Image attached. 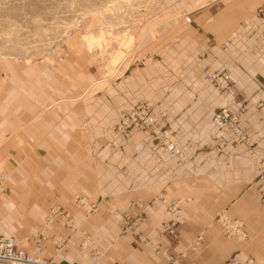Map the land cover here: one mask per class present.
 Instances as JSON below:
<instances>
[{
  "label": "crops",
  "instance_id": "crops-1",
  "mask_svg": "<svg viewBox=\"0 0 264 264\" xmlns=\"http://www.w3.org/2000/svg\"><path fill=\"white\" fill-rule=\"evenodd\" d=\"M199 1H153L149 24L133 33L140 39L133 62L120 76H105L110 81L96 93L49 101L46 70L0 76V169L23 162L46 197L25 196L24 205L18 193L3 197L0 220L11 226L3 206L13 201L18 206L8 211L20 207L25 221L55 200L63 203L75 227L56 221L42 236L49 251L53 236L70 238L54 255L57 263L169 264L170 256L183 264H227L232 257L264 264V169L251 153H264V0ZM213 71L230 74V90L205 80ZM139 104L172 133L181 157L147 129L113 131ZM224 106L243 107L247 141L218 151L226 135L212 115ZM79 195L98 203L95 214L73 202ZM131 203L142 204L144 217L134 231H123V214L141 210ZM173 205L178 214L168 213ZM220 212L243 220L247 238L226 236ZM33 237L22 246L30 252Z\"/></svg>",
  "mask_w": 264,
  "mask_h": 264
},
{
  "label": "rangeland",
  "instance_id": "rangeland-1",
  "mask_svg": "<svg viewBox=\"0 0 264 264\" xmlns=\"http://www.w3.org/2000/svg\"><path fill=\"white\" fill-rule=\"evenodd\" d=\"M153 1L155 0H0V76L7 78L21 73L39 77L40 71L46 70L49 101L58 94L81 95L88 90L96 93L110 81L105 76L112 73L111 79H114L133 62L135 48L140 40L137 41L133 33L139 26L144 28L149 24L147 17L151 15ZM140 105L151 112L145 104L136 105L129 111ZM256 162L258 163L257 160ZM5 163L0 174L7 172L9 177L0 199L18 193L16 197L22 199L23 205L25 196L33 198L37 195L45 201L40 181L34 179L31 172H24L23 162H17L14 164L15 168L11 169ZM80 197L89 199L88 196L79 195L73 200L76 205V199ZM13 202L11 207L5 205L3 209L8 212L5 214L6 222L14 229L0 220V238L19 241L20 248L35 259L40 257L42 248L41 252L45 253L50 263L59 264L53 257L66 249L70 238L60 234L53 236L54 251H49L42 246V236L47 233V226L56 221L74 228V222V226H69L65 219L57 218L58 209L73 218L71 212L67 211L63 203L55 200L48 205L47 211H37L39 217L25 221V212L20 207V211H8V208L18 206ZM84 211L87 215L97 212ZM32 235L35 251L30 252L22 246Z\"/></svg>",
  "mask_w": 264,
  "mask_h": 264
},
{
  "label": "built area",
  "instance_id": "built-area-1",
  "mask_svg": "<svg viewBox=\"0 0 264 264\" xmlns=\"http://www.w3.org/2000/svg\"><path fill=\"white\" fill-rule=\"evenodd\" d=\"M262 12V9L260 10ZM187 22H191L192 19L189 15L185 16ZM205 79L209 84L215 86L220 91L226 92L230 90L232 86L231 76L227 71H213L208 72L205 75ZM243 113V107L239 109H231L230 107H222L213 113V121L219 132H222L226 137L219 140L216 149L222 151L225 146L230 142L242 143L247 141V135L240 127V115ZM144 128L149 130L154 140H157L161 146L168 152L181 157L183 151L177 145L175 137L165 127L161 126L156 116L151 113L145 106L140 105L135 107L133 110L127 112L113 127L114 131L122 136H129L134 128ZM210 147V146H209ZM252 155L258 161L261 168L264 169V153L259 150H252ZM7 172L0 174V195L4 193L6 182L8 180ZM76 203L79 207L84 208L88 212H96L98 205L92 203L86 197H80L76 199ZM132 207H139L140 213L133 216L131 213H124L122 218V230L123 231H134L139 222L144 217V209L142 204L131 203ZM169 214H178V205L170 206L168 209ZM58 219L63 218L67 221L69 226L73 225V218L58 209ZM217 220L220 222L226 236H235L238 238H247V233L241 219L238 217L229 216L226 212H220L217 216ZM42 249V248H41ZM40 249V252H41ZM45 259V264H55L49 262L48 257L45 253H41V257L38 259ZM37 261L33 256L25 250L16 249L14 243L9 238H0V264H33ZM169 264H183L178 258H168ZM252 263V261H249ZM97 264V263H94ZM227 264H241L240 260L233 257Z\"/></svg>",
  "mask_w": 264,
  "mask_h": 264
},
{
  "label": "bare ground",
  "instance_id": "bare-ground-1",
  "mask_svg": "<svg viewBox=\"0 0 264 264\" xmlns=\"http://www.w3.org/2000/svg\"><path fill=\"white\" fill-rule=\"evenodd\" d=\"M184 21L186 22V23H189V22H187L186 21V19L184 18ZM4 238V237H3ZM12 242H13V240L11 239V238H9ZM14 243V242H13ZM15 246V245H14ZM41 253L42 252H40V257H41ZM46 260L45 259H37V261L35 262V263H33V264H45L44 262H45Z\"/></svg>",
  "mask_w": 264,
  "mask_h": 264
},
{
  "label": "water",
  "instance_id": "water-1",
  "mask_svg": "<svg viewBox=\"0 0 264 264\" xmlns=\"http://www.w3.org/2000/svg\"><path fill=\"white\" fill-rule=\"evenodd\" d=\"M62 264H70V263H68L67 261H65V262H63Z\"/></svg>",
  "mask_w": 264,
  "mask_h": 264
}]
</instances>
